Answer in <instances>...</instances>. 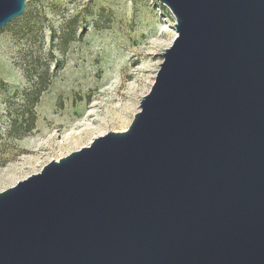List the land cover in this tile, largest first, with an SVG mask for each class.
Returning <instances> with one entry per match:
<instances>
[{
	"label": "water",
	"instance_id": "water-1",
	"mask_svg": "<svg viewBox=\"0 0 264 264\" xmlns=\"http://www.w3.org/2000/svg\"><path fill=\"white\" fill-rule=\"evenodd\" d=\"M157 1L140 111L0 192V264H264V0Z\"/></svg>",
	"mask_w": 264,
	"mask_h": 264
},
{
	"label": "rangeland",
	"instance_id": "rangeland-1",
	"mask_svg": "<svg viewBox=\"0 0 264 264\" xmlns=\"http://www.w3.org/2000/svg\"><path fill=\"white\" fill-rule=\"evenodd\" d=\"M174 24L157 0H27L22 15L0 29V192L99 136L127 130L172 44ZM63 30L73 32L71 40L33 109L34 129L23 134L30 85L22 56L45 57Z\"/></svg>",
	"mask_w": 264,
	"mask_h": 264
},
{
	"label": "trees",
	"instance_id": "trees-1",
	"mask_svg": "<svg viewBox=\"0 0 264 264\" xmlns=\"http://www.w3.org/2000/svg\"><path fill=\"white\" fill-rule=\"evenodd\" d=\"M72 34L73 32L71 31H61L56 39L57 47L49 50L43 58L41 54H28L27 52L22 56L21 66L23 67V74L30 85L23 94V99L29 109L30 117L29 125L23 134L29 133L34 129L35 113L33 109L39 102L43 92L49 87L50 80L53 77V70L59 67L60 64V61L55 58L57 55H65V49L68 47ZM16 125L17 119L12 122L13 131L17 129Z\"/></svg>",
	"mask_w": 264,
	"mask_h": 264
},
{
	"label": "bare ground",
	"instance_id": "bare-ground-1",
	"mask_svg": "<svg viewBox=\"0 0 264 264\" xmlns=\"http://www.w3.org/2000/svg\"><path fill=\"white\" fill-rule=\"evenodd\" d=\"M174 32V36H173V38H172V40H171V42L170 43H172V41H173V39L175 38V36H176V33H175V31H173ZM80 139V138H79ZM74 142H77L78 141V138L76 137V138H74V140H73ZM2 178H0V180H1Z\"/></svg>",
	"mask_w": 264,
	"mask_h": 264
}]
</instances>
